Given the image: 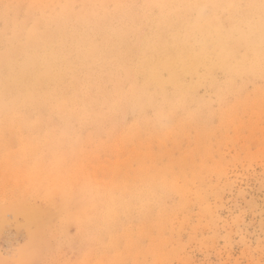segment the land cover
Listing matches in <instances>:
<instances>
[{
    "label": "rangeland",
    "instance_id": "rangeland-1",
    "mask_svg": "<svg viewBox=\"0 0 264 264\" xmlns=\"http://www.w3.org/2000/svg\"><path fill=\"white\" fill-rule=\"evenodd\" d=\"M0 264H264V0H0Z\"/></svg>",
    "mask_w": 264,
    "mask_h": 264
}]
</instances>
